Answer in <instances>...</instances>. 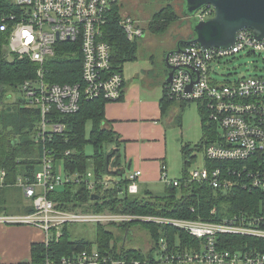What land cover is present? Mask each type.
Segmentation results:
<instances>
[{"label":"built area","instance_id":"2783aa9c","mask_svg":"<svg viewBox=\"0 0 264 264\" xmlns=\"http://www.w3.org/2000/svg\"><path fill=\"white\" fill-rule=\"evenodd\" d=\"M121 0H10L18 12L0 13V31L7 33V50L18 57H27L37 63L35 79L21 85L24 106L38 109L40 121L35 138L44 140L52 133L62 132L64 125L56 122L52 110L61 114L75 113L79 99L102 98L118 101L124 91L122 72L112 67L111 46L103 38L104 27L116 22L127 38L143 36L144 31L130 16L115 19V5ZM198 20L213 15L212 6L198 9ZM58 42L77 43L82 56L81 82L76 84L48 83L43 79L44 62L55 55ZM167 59L168 71L174 68L170 82L166 83L167 98L177 102H196L203 106L208 118L216 125V137L205 147L204 158L237 162L233 168L220 167L190 171V180L206 184L213 189H228L234 184L264 192V75L240 77L234 81L219 82L212 76L215 61L240 51H264V38L254 37L251 29L237 33L230 47L203 48L197 43L180 45ZM176 49V48H175ZM191 84L188 90V85ZM68 153V151H67ZM245 161V162H244ZM41 167L32 181L19 177L14 184L6 182V171L0 169V187L17 186L30 201L34 210L25 214H1L0 222L28 224L41 228L43 244L48 246L62 235V228L71 222L96 224L121 223L128 220H146L178 226L204 242L202 250L169 252L160 240L157 254L160 262L170 264H264V209L242 212L221 221L172 219L95 212L92 210H64L48 195L71 182H85L95 194L97 184L102 189L115 185L112 179H93L86 175L68 173L63 163L55 165L53 157L44 152ZM129 181L127 191L139 192V170L123 174ZM160 180L164 184H177L169 180L167 167H161ZM92 200V199H91ZM215 210H211L213 214ZM242 235L259 239L235 242L232 249L223 245L221 235ZM140 264L139 261H133ZM44 264H124L120 258L101 252L97 247L83 249L69 256L49 255Z\"/></svg>","mask_w":264,"mask_h":264},{"label":"trees","instance_id":"16d2710c","mask_svg":"<svg viewBox=\"0 0 264 264\" xmlns=\"http://www.w3.org/2000/svg\"><path fill=\"white\" fill-rule=\"evenodd\" d=\"M183 1V0H182ZM118 4L115 9H118ZM18 12L10 0H0V13ZM119 13L115 11V19ZM177 17L170 5H166L156 12L148 22V28L153 33L167 30L170 23ZM103 38L111 46L112 67L122 72L123 64L134 61L138 56V44L130 41L123 29L112 22L104 27ZM7 33L0 31V102L10 96V92L20 93L24 81L35 79L38 64L27 57H18L7 50ZM189 43H180V45ZM55 55L44 62L46 71L43 79L48 83L76 84L81 82L82 56L77 43L58 42ZM166 82H164L163 96L159 101L161 112L165 114L172 103H178L180 113L188 101L177 102L167 98ZM8 92V93H7ZM121 99V98H120ZM119 99V100H120ZM24 98H16L13 108L7 106L0 110V169L6 171V182L16 183L21 177L32 181L35 166L41 164L44 152L50 154L55 165L63 163L68 173L86 175L91 170L93 179H112L115 185L102 189L97 184L95 194L98 199L91 200L94 194L88 190L85 182H71L48 195L57 202V208L64 210H78L152 216L172 219L213 220L221 221L225 217L240 215L242 212H254L264 209V192L261 189L244 188L239 184L228 189H213L206 184L190 180V171L187 169L189 161L193 160L186 145L182 147L184 167L180 178L175 179L177 184H165L162 195L145 191L142 196L139 192L130 194L127 191L129 181L124 175L114 174L126 166L120 150L119 136L107 127L105 118V104L102 98L87 100L84 96L79 99V109L75 113L61 114L52 110L56 122L64 125L62 132L52 133L44 142L35 138L36 129L40 121V111L25 107ZM192 102V101H191ZM198 105L201 119L202 138L196 146L202 152L216 137V125L208 118L203 106ZM180 115L178 114L177 118ZM89 130L87 132V127ZM90 144L92 155L85 153V146ZM111 148L108 150V146ZM68 151V153H67ZM108 156V158H107ZM205 166L208 169L220 167H238L237 162L208 160ZM245 162V161H244ZM12 186L0 187V214L8 213L5 207V191ZM8 203V202H7ZM215 210L211 214V210ZM34 210L30 202L22 203V213H31ZM20 212V213H21ZM128 230L133 224L140 225L148 233L151 245L143 250L134 247L119 246V237L107 228V225L96 224L95 239L84 237L72 239L67 224L62 228L60 238L45 246L42 242L31 245V263L44 264L49 255L55 257L69 256L83 249L97 247L103 253H109L120 258L124 264H160L155 257L160 247V240L165 243L169 252L199 251L204 242L190 235L182 228L161 222L146 220H128L121 223H111ZM224 246L232 249V244L247 240L259 243L260 240L249 236L223 234L219 238Z\"/></svg>","mask_w":264,"mask_h":264},{"label":"rangeland","instance_id":"374dc122","mask_svg":"<svg viewBox=\"0 0 264 264\" xmlns=\"http://www.w3.org/2000/svg\"><path fill=\"white\" fill-rule=\"evenodd\" d=\"M182 0H121L117 10L119 16H130L142 27L144 34L141 37L134 38L138 44V56L134 61H127L123 64L124 80H129L133 75L150 71L145 76L147 80H151L150 88L156 86V74L168 68L165 63V55L168 51L176 48L178 40L187 38L190 34V23L198 20L199 11L193 14H185ZM170 5L175 11L177 17L170 23L169 27L161 33H153L148 28V22L153 15L160 9ZM214 64V72L211 76L219 82L234 81L240 77H254L264 75V51L246 52L240 51L230 56L221 58ZM146 75V74H145ZM163 77V76H162ZM163 79V78H162ZM10 92V96L0 102V110L7 106L13 108L16 98H22V94ZM159 92V91H157ZM8 93V92H7ZM172 114L168 115L167 127V177L169 180H175L181 177L184 167V155L182 147L186 145L187 150L191 152L194 159L189 161L187 169H201L205 164L204 154L196 146L202 138L201 119L196 102H189L185 105L184 110L180 113L179 104L172 103L170 106ZM178 114L180 115L177 118ZM164 118V121L167 120ZM166 123V122H165ZM89 125L87 127V132ZM111 146H108V150ZM85 153L92 155L93 148L90 144L85 146ZM40 164L35 166V171L41 170ZM164 182L157 181L149 186L154 194L162 195L164 193ZM145 186L139 192V196L144 194ZM6 209L8 213H20L22 203L28 201L20 191L19 187L13 185L5 191ZM56 202V201H55ZM57 203V202H56ZM22 213V212H21ZM23 214V213H22ZM114 234L119 237V246L134 247L146 250L150 247L151 241L148 233L138 224H133L128 230H122L115 224H106ZM95 224L83 222H71L67 225L69 235L72 239L84 237L88 240L95 239ZM158 258V255H155ZM168 264L167 262H160Z\"/></svg>","mask_w":264,"mask_h":264},{"label":"crops","instance_id":"0c3cea01","mask_svg":"<svg viewBox=\"0 0 264 264\" xmlns=\"http://www.w3.org/2000/svg\"><path fill=\"white\" fill-rule=\"evenodd\" d=\"M167 72L168 68L156 74L157 79L153 83L157 87L153 88H150L151 80L145 77L150 71L141 75L136 73L129 80H124L121 99L105 104L106 126L119 136L126 166L129 163V170L140 171L139 192L145 186L144 192L153 193L149 186L161 181V167L163 164L167 167L166 132L170 120L167 117L172 111L169 107L163 114L159 105ZM44 236V231L36 226L0 222V264H32L31 245L43 243Z\"/></svg>","mask_w":264,"mask_h":264},{"label":"water","instance_id":"95a60500","mask_svg":"<svg viewBox=\"0 0 264 264\" xmlns=\"http://www.w3.org/2000/svg\"><path fill=\"white\" fill-rule=\"evenodd\" d=\"M185 14H193L205 5L212 6L213 15L207 19L194 20L190 23V34L186 40H178L176 49L168 51L165 63L168 66V56L174 51H180V43H197L203 48L230 47L237 37V33L244 29H251L257 39L264 38V0H183ZM174 68L168 71L165 82H170ZM191 84L188 85L189 90ZM108 158V156H107ZM130 169L126 167L113 170L114 174L122 176ZM92 194L91 199H98Z\"/></svg>","mask_w":264,"mask_h":264},{"label":"flooded vegetation","instance_id":"af4514ba","mask_svg":"<svg viewBox=\"0 0 264 264\" xmlns=\"http://www.w3.org/2000/svg\"><path fill=\"white\" fill-rule=\"evenodd\" d=\"M186 39H187V38H183V39H181V40H183V41H184V40H186Z\"/></svg>","mask_w":264,"mask_h":264}]
</instances>
